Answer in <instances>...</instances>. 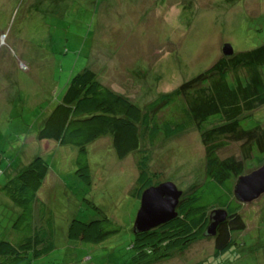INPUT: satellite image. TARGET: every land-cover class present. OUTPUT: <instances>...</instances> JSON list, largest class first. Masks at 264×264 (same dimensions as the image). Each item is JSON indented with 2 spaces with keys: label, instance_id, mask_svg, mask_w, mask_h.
I'll return each mask as SVG.
<instances>
[{
  "label": "rangeland",
  "instance_id": "rangeland-1",
  "mask_svg": "<svg viewBox=\"0 0 264 264\" xmlns=\"http://www.w3.org/2000/svg\"><path fill=\"white\" fill-rule=\"evenodd\" d=\"M229 45L234 53L264 45V0H0V242L11 240L21 212L1 187L42 156L50 171L40 196L55 214L56 248L41 262L133 264L142 202L134 193L135 158L119 160L109 138L90 145L89 186L76 174L79 149L41 142L38 133L88 65L113 90L145 105L208 70ZM256 118L264 122V106ZM228 154L240 157V150L232 146ZM206 162L202 133L190 128L158 144L150 165L158 186L171 182L184 194L204 180ZM260 168L247 163L244 176ZM86 199L121 233L102 244L70 240V220L98 218ZM240 202L248 227L225 255L214 257L207 236L152 264H264V194Z\"/></svg>",
  "mask_w": 264,
  "mask_h": 264
},
{
  "label": "trees",
  "instance_id": "trees-1",
  "mask_svg": "<svg viewBox=\"0 0 264 264\" xmlns=\"http://www.w3.org/2000/svg\"><path fill=\"white\" fill-rule=\"evenodd\" d=\"M263 106L264 45L223 56L177 90L161 93L145 105L113 90L88 65L71 78L37 138L77 147L76 174L89 186L93 175L88 148L109 138L119 160L135 158L139 175L134 193L141 198L158 186L150 165L156 146L197 129L207 152L205 178L184 192L175 219L147 232H135L134 226L133 264L161 261L207 236L214 239V257L219 258L239 244L237 235L248 227L249 216L235 186L246 174L247 163L264 165V122L256 118ZM232 146L239 148L240 157L223 155ZM49 171L47 160L36 156L1 187L21 212L11 240L0 242V264H45L41 260L55 250V214L40 196ZM87 202L98 218L70 220V240L102 244L121 233V225L104 209ZM216 210L226 211L227 217L214 236L207 235Z\"/></svg>",
  "mask_w": 264,
  "mask_h": 264
},
{
  "label": "water",
  "instance_id": "water-1",
  "mask_svg": "<svg viewBox=\"0 0 264 264\" xmlns=\"http://www.w3.org/2000/svg\"><path fill=\"white\" fill-rule=\"evenodd\" d=\"M226 56H232V46L224 48ZM264 194V165L250 175L242 176L235 186L239 201L251 202ZM183 193L175 184L163 183L147 189L142 195L141 208L135 221V232H147L166 224L177 217L176 210ZM227 217L224 210H216L211 215V225L207 235L214 236L218 225Z\"/></svg>",
  "mask_w": 264,
  "mask_h": 264
}]
</instances>
